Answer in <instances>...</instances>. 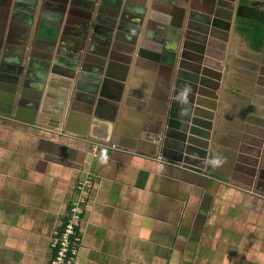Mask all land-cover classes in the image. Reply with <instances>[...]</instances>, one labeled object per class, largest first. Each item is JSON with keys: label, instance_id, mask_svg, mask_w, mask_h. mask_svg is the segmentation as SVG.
Instances as JSON below:
<instances>
[{"label": "crops", "instance_id": "crops-1", "mask_svg": "<svg viewBox=\"0 0 264 264\" xmlns=\"http://www.w3.org/2000/svg\"><path fill=\"white\" fill-rule=\"evenodd\" d=\"M177 4L179 9L169 0H0V39L7 41L0 47V264H50L53 233L82 181L90 185L83 190L87 204L73 264H264V51L238 48L243 62L227 73L216 71L221 88L214 110L206 109L208 147L192 146L204 150L203 158L188 155L194 135L184 129L186 120L176 114L179 126L169 124L170 104L177 110L175 99L189 96L181 85L188 70L180 67L188 60L181 46L173 66L174 40L157 26L182 24L183 45L194 22L191 11L210 4ZM210 7L214 15L227 10ZM89 17L96 27H89L90 35L99 39L87 47L94 52L86 51L90 61H80L74 79L50 70L41 75L45 67L37 62L45 61L37 58L75 49L78 25ZM115 19L145 25L131 55L107 43ZM214 27L206 34L209 43L222 40ZM118 43L129 46L124 39ZM246 51L256 70L245 64ZM31 55L43 71L30 68L28 78ZM19 65L23 75L15 85L8 70ZM52 115H60L58 125ZM148 135L158 138L156 148L141 145L140 137Z\"/></svg>", "mask_w": 264, "mask_h": 264}, {"label": "water", "instance_id": "water-1", "mask_svg": "<svg viewBox=\"0 0 264 264\" xmlns=\"http://www.w3.org/2000/svg\"><path fill=\"white\" fill-rule=\"evenodd\" d=\"M96 1H98V0H94V2H96ZM100 1H102V0H100ZM204 1L208 2L211 6L218 3L220 6L227 7L228 9L229 8H232L233 14L231 16V19L229 20V23H230V31H229V34L230 35H233L235 33V22H236L238 4H239V1L240 0H234V1H230V0H204ZM210 12L208 11L207 13L209 14ZM180 13L182 14V11H180ZM183 13H184V11H183ZM204 13H206V12H204ZM212 13L213 12H211L210 14H212ZM208 17H209L208 15H207V17L206 16L203 17L202 24H204L206 26L205 22H207V23L210 22V26L214 27V24L212 23L211 19H209ZM114 18H115V16H114ZM190 19L192 21H194V22H192L194 24H191V22H190L188 24L187 28L188 29L193 28V30L192 29L189 30V31H191V34H189L190 33L189 31L187 32L189 34V36H188L189 41L188 42H185L183 48L180 49V50H183L182 57L184 59H188V55H190V51H193V52H196V53H200L199 46L196 43H194V42H199V41H200V43H202L201 50L204 53L206 52V54L207 53L210 54V50H207L210 47V43H209V40L208 39L206 40V37H205L206 35L204 37L202 36V39H200V31L201 30L199 28L200 27L199 25L201 23L200 22L201 20L196 19V17H194L192 15L190 16ZM197 20H199V22H197ZM112 22H113L112 23V26H113V28L116 29V31L114 33H112V31H111L109 34H107V36H108L107 43L111 41V47L114 50H116V51L123 50V52L125 53V55L126 54L131 55L132 52H133L132 50H135L134 46L137 43V37H138L139 34H141L143 32V28L145 27V25L140 24L141 27H139V25L138 26H135V25L134 26H132V25H128L127 26L125 23H117V20L116 19H115V21H112ZM91 24H92V26H91ZM78 26L80 27L79 31L77 32L79 34V37H80V43L77 45V47H75V49H72L73 52L72 51L66 52L65 50H61L60 49V50H58V54L59 55L58 56L57 55L55 56L54 55V51L53 50H49L48 53H45L44 55H40L37 58V59H41V60H44L45 61V63H42V62H39V61L37 62V64L38 63L41 64L40 67H45V70H44L45 73H41V75H43V76L46 75L47 72L50 70V72L52 74H59V75L65 77V78L74 79L75 78V72H73V70L77 67V65H79L80 61L82 60V62H84V63L86 61H90V57H89L90 55H88L86 53V51L88 53L89 52L94 53L93 50H92V48H87V47H88L89 44H91L90 41H92L94 43V45H95L94 38H96V36L95 35L94 36L93 35H90V32H89V29L90 28L92 29V31L93 30H96L95 20L92 22L91 17H89V18L86 19V21H84L83 23H81ZM171 29L172 28H168V27L162 25L159 31L162 34H165L166 37H168V36H170L168 34H170L169 31ZM208 29H209L208 26H206V30L203 29L202 30V34L203 33L206 34L205 32L208 31ZM117 31H119V32H117ZM121 31H124L127 34L126 35L119 34ZM176 34H177V32H176ZM132 35H134V36H132ZM159 37L161 39L162 36H159ZM171 38L174 40V37L173 36ZM204 38H205V40H204ZM120 39H124V41L127 42L129 46H127V45L126 46L120 45L118 43V41H120ZM179 39H180V37H179ZM97 40H99V39H97ZM3 42H7V41L2 37L0 39V47L3 46ZM263 46H264V44H263ZM172 49L175 50V52L172 51V53H171L172 55L170 57H168V60L170 61V59H171L173 61L172 64H174L173 66H175V64H176L175 63V60L177 59V52L179 50V46L177 48L172 47ZM185 50H186V52H185ZM20 52L22 53V55L26 54V50H20ZM62 54H65L66 56H68L67 58L73 60L74 62L71 61V60H68V59L62 60V57H61ZM103 56L104 55H102V57ZM205 56H207V55H205ZM226 56H227V53H226ZM29 57H30L29 58L30 63H28V66H27L28 67V70H27L28 78L30 76V68H35L36 70L38 69L39 71H43V70H40V67L38 65L36 66L34 64V63H36L34 61V59H33L35 56L34 55H31ZM116 57L120 61H123V62L130 61V57L127 58V57H124L123 56V58H121V56H119V55H116ZM204 60L207 61L208 58H204ZM99 61H100V65L103 66L104 63H105L104 62V59L99 60ZM84 63H83V65H84ZM83 65L81 66V68L84 67ZM201 65H202V63H201ZM206 65H208L207 62H206ZM50 66H52V67H50ZM219 66L214 67V68L205 67L202 70H204L203 73L204 74H207L210 77V79H211V78H214V77H212L211 73H209V72H212V71H215L216 72V71L223 70L222 66L221 67H219ZM180 67L187 69L186 62L180 63ZM3 69H5L4 68V65H3V63L2 64L0 63V70H3ZM100 69H102V68H100ZM210 69H212V70H210ZM22 70H23V68H22L21 65H19L18 67L15 66L14 68H11V70H8L13 75L12 82L15 85H19L20 84L21 76L23 75ZM202 70L200 68L197 69V70H195V71L198 72L196 74V76L195 75H190L188 72H185V73L182 72L183 75H185V78L187 80H184L183 79L181 81V85L184 86V87L185 86H188L189 92H193L197 96H201L202 97V94H203V97H205V98L203 100L202 106H203L204 109H207L208 108V105H206V103H211L209 101V99L211 97H213V96H210V94L208 95L205 92V88H208V90H214L215 91L216 88H215L214 85H216L215 84L216 82H214L212 80H208V82L210 84H213V87H212V85L211 86L210 85H206V83L201 78V76H202ZM99 73L102 74V70H100ZM212 73H214V72H212ZM34 76L37 77V73H34ZM178 78L180 80V77H178ZM217 78H215V79L217 80ZM44 79H42V80H44ZM38 88H39V92H36L37 94L34 95V98L36 96H37L36 98H38L33 103V108L35 110H37V108H38V104L39 103L37 104L36 102H39L40 101L39 97L41 96V91H42V88H40V87H38ZM78 88H81V87H78ZM178 88H182V87L181 86H178ZM168 95H170V94H168ZM188 97H190V96H188ZM190 98H194L195 99L197 97H194V95L192 97V95H191ZM175 101L178 104L177 105V111L179 112L182 109V107H183V102L184 101L182 99H179V98L178 99H175ZM43 114H44V112L41 114L42 117H44ZM48 118L55 125H58V122H60V115H57L56 118H54L53 115L51 117H48ZM210 118H211V115L205 114V116L202 118V120H204L206 122L207 119H210ZM210 126L211 125H208V126L206 125V126H203V128L205 130H209L211 128ZM187 130L190 131L189 133L191 135H195L196 134L194 132V131H196V129L194 130V128H192V127H190ZM205 130H202L203 131L202 132V145H199V143H195L194 142V139H193V136L187 140V142L190 144V146H188V148H186L187 149L186 150V153L188 155L193 156V157H200V158H203L205 156L204 155L205 154L204 153V150H202V151L199 150L198 151V150H196V149H194L192 147L193 145L202 146V149H205V148L208 147V143H206V140H205V139H207V134H206ZM173 131H174V129H173ZM167 134L168 135H173V132L171 131V128H169ZM157 141H158V138H155V137L149 136V135L148 136H141L140 137L141 145H143V146L144 145H150L152 149L156 148L154 142H157ZM165 144L168 145L167 142ZM179 155L181 156V154H179ZM257 157L258 156L256 155V158ZM258 162H259V160H256V164Z\"/></svg>", "mask_w": 264, "mask_h": 264}, {"label": "flooded vegetation", "instance_id": "flooded-vegetation-1", "mask_svg": "<svg viewBox=\"0 0 264 264\" xmlns=\"http://www.w3.org/2000/svg\"><path fill=\"white\" fill-rule=\"evenodd\" d=\"M169 1L175 2L176 5H177V9H179L178 8V4H177V1L178 0H169ZM204 9L205 10H202L201 12L200 11H197V12L196 11L195 12L191 11V14H190V16L192 15V16L196 17V19L201 20L200 21L201 23L199 25L200 26L199 28L201 30L200 31V39H202V36L204 37L209 32V29H208V31L205 32L206 34H204V33L202 34V30L203 29L206 30V26H208V28H209V25H210V22L209 23L205 22L206 26L204 24H202V20H203V17L204 16L207 17V15H208L209 16L208 18L211 19V21L213 23L215 19H218V17H223V18H225L227 20V22H229L230 15H231V13L229 12V10H220V11H217V12H215V15L214 14H210L211 13L210 12V10H211L210 5L207 6V7H205ZM208 11L210 12L209 14L207 13ZM204 12H206V13H204ZM181 15L182 14H180V16ZM199 20H197V22H199ZM191 24H194V23L191 22ZM214 28L215 29H219L223 33V34L222 33L219 34L220 36H222L220 38V40L221 39L222 40L221 41H213L212 43H210V47H209V49H207V50H210V54L209 53L206 54V52L204 53L201 50L202 43H200V41L199 42H194V43H196L199 46L200 53H196V52L190 51V55H188V59H187L188 61L186 62V64H187V70H188L187 72L190 75H195L196 76V74L198 72L195 71V70H197L199 68L202 70L205 67L214 68V67H217L219 65H220L219 67L222 66V68H223V70H221V71H225L227 73V72L231 71V68H233V66L234 67L235 66H238L244 60V59H241V58L239 59V58L236 57V50H238V48H240V50H252L249 47L248 42H246L236 32L233 35L237 34L239 37H237V39H232V40L229 41V37H227V36L230 35L229 34L230 28L228 30H223V29H220V28H218L216 26ZM159 29L160 28L157 26V30H159ZM190 29L193 30V28H190ZM190 29H188V31ZM182 31H183L182 30V24H178V23H177L176 27H173L169 31L170 32V36H168V37L169 38H171L172 36L174 37V43L173 44H174V47L175 48H177L178 46L179 47L184 46V43L189 41L188 36H189V34H191V31H189L190 32L189 34L187 33L188 31L186 32V34H185V38L186 39H185V41H184V43L182 45V43H181ZM176 32H177V34H176ZM233 35H230V36H233ZM179 37H180V39H179ZM207 39L208 38L206 37V40ZM204 40H205V38H204ZM261 50L264 51V46H262L260 48V50H253V51L260 52ZM226 53H227V56H226ZM205 55H207V56H205ZM242 57L243 58H246V57L248 58V59L245 60V64L248 63L249 68H251L252 62H250L251 61L250 54H248L247 51H246L245 56L242 55ZM204 58H208V60L205 61ZM206 62L208 63V65H206ZM201 63H202V65H201ZM255 68H256V65L253 68H251V70H256ZM210 70H212V69H210ZM203 71L204 70H202V76H201V78L206 83V85H210V86L212 85V87H213V84H210L208 82V80H212V81L216 82L215 83L216 85H214L215 88H217L216 90H219L221 88V86L218 85L217 81L221 77L220 74L218 72H215V71H212L214 73L209 72V73H211L212 77H214V78H211L210 79V77L207 74H204ZM226 76H227V74L224 75V77H223V80L224 81L226 79ZM215 78H217V80ZM218 86H219V89H218ZM215 91L214 90H208V88H205V92L208 95L210 94V96H213V97H211L209 99V101L211 103H206V105H208L207 110H213L214 109V106H215L214 99L216 97L215 96L216 95V92ZM192 93L193 92H189V96L191 97V95H192V97H193V95H194V97H195V94L194 93L192 94ZM190 97H185L186 99H184V102H183L184 107L179 112H177V110L175 108V103H171V105H170L171 108H170V111H169V116L171 118L175 119L176 114H178L181 118H184V120H186V124L184 125L185 126L184 129L187 130L190 127L194 128V130L196 129V131H194L196 134L193 137L194 142L195 143H199V145H202V132H203L202 130H205L203 128V126L211 125V123H207L204 120H202V118L205 116V114L208 113V112L206 113L207 110L204 109L203 106H202L203 100H204L205 97H203V94H202V98H195L194 99V98H190ZM172 114H174L175 116L172 117ZM184 114H188V115H185V117H184ZM187 131L190 132L189 130H187ZM206 131H208V130H205V132ZM206 134H207V132H206ZM173 136H175L174 133H173Z\"/></svg>", "mask_w": 264, "mask_h": 264}, {"label": "built area", "instance_id": "built-area-1", "mask_svg": "<svg viewBox=\"0 0 264 264\" xmlns=\"http://www.w3.org/2000/svg\"><path fill=\"white\" fill-rule=\"evenodd\" d=\"M95 149H93L94 151ZM89 182L76 183V195L70 199L67 205L65 221L61 228L54 231L52 239L53 254L50 264H73L80 248L81 238L79 228L87 204L83 190L89 186Z\"/></svg>", "mask_w": 264, "mask_h": 264}, {"label": "trees", "instance_id": "trees-1", "mask_svg": "<svg viewBox=\"0 0 264 264\" xmlns=\"http://www.w3.org/2000/svg\"><path fill=\"white\" fill-rule=\"evenodd\" d=\"M213 23L214 26L223 30L230 28V23L227 21L215 19ZM235 32L248 42L252 50H260L264 44V0L239 1ZM173 116L175 115L172 114ZM169 124L172 127L179 126L178 122L173 118L169 120Z\"/></svg>", "mask_w": 264, "mask_h": 264}, {"label": "rangeland", "instance_id": "rangeland-1", "mask_svg": "<svg viewBox=\"0 0 264 264\" xmlns=\"http://www.w3.org/2000/svg\"><path fill=\"white\" fill-rule=\"evenodd\" d=\"M222 7H223V6H222ZM223 8H226L227 10H229V12L231 13V15H230V19H231V16H232V14H233V10H232V8H229V9H228L227 7H223ZM227 19H228V18H227ZM230 19H229V20H230ZM94 152H95V150H94Z\"/></svg>", "mask_w": 264, "mask_h": 264}]
</instances>
